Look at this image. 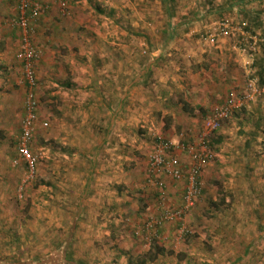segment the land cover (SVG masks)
<instances>
[{
    "label": "rangeland",
    "instance_id": "obj_1",
    "mask_svg": "<svg viewBox=\"0 0 264 264\" xmlns=\"http://www.w3.org/2000/svg\"><path fill=\"white\" fill-rule=\"evenodd\" d=\"M66 1L55 16L61 29L36 42L49 4L32 39L47 64L35 65L38 165L29 181L17 149L25 103L21 32L11 24L18 0H0V261L44 262L69 240L82 264H264V98L252 102L260 114L233 113L210 138L213 159L193 208L150 234L143 227L159 212L145 182L155 138L193 142L250 76L239 58L254 56L251 40L236 31L219 50L220 40L201 38L235 15L230 4L175 0L168 21L160 0Z\"/></svg>",
    "mask_w": 264,
    "mask_h": 264
},
{
    "label": "built area",
    "instance_id": "obj_2",
    "mask_svg": "<svg viewBox=\"0 0 264 264\" xmlns=\"http://www.w3.org/2000/svg\"><path fill=\"white\" fill-rule=\"evenodd\" d=\"M50 1L59 4L62 11L65 10L63 0ZM48 7L49 2L18 0V15L11 23L13 27L21 32L17 58L22 65V84L26 91V100L17 149L26 168V180L29 181L34 179L38 165V158L32 151V145L38 108L35 90L37 85L35 65L40 59V51L33 45L32 39L36 22ZM232 25V21L229 19H222L216 23L215 27L202 34L201 38L214 45L220 39L229 37L237 29ZM247 39L252 41L251 52L256 51L258 42H264V39H260L255 35H249ZM241 51H246L245 47H242ZM258 98H264V76L260 82L257 77L250 75L240 92H234L227 96L221 106L213 109L202 120L200 133L193 142L182 141L176 143L159 136L155 138L153 147L147 157L145 182L148 187L155 190L159 212L144 224L145 232L150 234L156 228L178 221L193 208L201 193L203 169L213 159V152L209 145L210 138L219 130L223 121L228 119L235 110L243 107L246 103L256 101ZM42 125L47 127L48 124L44 122ZM177 151L184 154V160L177 155L179 153ZM165 179L181 185L182 188L180 203L172 209L168 206Z\"/></svg>",
    "mask_w": 264,
    "mask_h": 264
},
{
    "label": "crops",
    "instance_id": "obj_3",
    "mask_svg": "<svg viewBox=\"0 0 264 264\" xmlns=\"http://www.w3.org/2000/svg\"><path fill=\"white\" fill-rule=\"evenodd\" d=\"M35 1H38L40 3H48L49 2L51 9L54 10L53 12H51L50 15L48 14L47 16L42 17L41 20L39 21L38 27L36 28V32H37L36 33V35H37L36 42L38 44H41L40 46H42V44H44V40L46 37L45 35H47V33H49V30L52 32H57L58 30L61 29V27H57V25L59 24V21H58L59 19H57L55 17L56 15H58V11L61 10V7L59 4L53 3L50 0H35ZM63 1L65 3V9L69 8L68 2L66 0H63ZM217 1L222 2L221 0H217ZM223 2H227V7H228V4H230L229 8H232L235 11V15H233L230 18L228 16H226V18L231 19L233 24L237 27V29L234 32H236V31L238 32V35H237L238 38H239V36L246 35L243 37L245 40V39H247V36H249L250 34L251 35H260V36L264 35V0H223ZM248 8H251L250 9L251 11H249ZM218 9H219V11L217 13L220 15L223 14L224 12H227V10L231 11L230 9H224L223 7H219ZM234 32H232V34H231L232 36L234 35ZM42 35H44V37ZM230 36L220 39L221 44H218V46L216 48H219V50L222 49V47L225 48L227 46V45H225L227 43V41L232 38V36L231 37ZM261 44H264V43H260L259 45H261ZM220 45H224V46L220 47ZM18 49H17L16 53H18ZM233 49H234V47H233ZM260 50L261 49H258L256 52H254V56L242 57V55H240L239 61H240V63L246 64L244 66L249 68V71L251 72L250 75L257 72L255 75L261 76L264 72V50H262V51H260ZM223 51H225V50L223 49ZM226 51L229 52L230 48L227 47ZM260 55H261V57H259ZM15 56H17V54H15ZM43 57H45V56H43ZM43 57H41L42 60H40V62H37V65L39 64L38 65L39 68H40V66L41 67L46 66V64H47L46 61L44 60L45 58L43 59ZM18 61L20 63L19 59H18ZM260 65H261V67L259 68ZM20 66H21V63H20ZM218 75H219V73H218ZM220 75H221V78L223 79V81H230L229 76H224L222 73ZM237 77L238 76H236L235 78L237 79L236 80L237 83H239L240 79H238ZM194 86L197 87V91H200V88L198 87L199 86L198 82H196ZM36 88H37V86H36ZM203 90L206 91L207 89L205 88ZM234 92H235V89H230L229 91H227V93L225 94L224 100L227 98V96L231 95ZM36 93H37V91H36ZM250 103L251 104L246 103L243 107L235 110L234 113L238 114V117L240 118V116L242 114V113L240 114V112L243 111L244 109L248 108L250 110L249 111L250 115L252 113H253V115L255 113L257 115L260 114L261 112H260V109L258 108V106L254 105L252 102H250ZM251 107L253 109H251ZM240 121H242V119ZM253 124L254 123H252V125ZM257 125L258 124H256L255 126H257ZM254 127L251 126L247 130H250L249 132L254 131L255 130ZM179 157L182 160H184L183 154H180ZM167 181H168V183L166 186V193L168 192L167 193L168 202L171 203L174 201H178L179 197L176 195V189L178 187H181V186L178 185L177 183H175L176 189H174V187L170 188V185H172L173 182L170 180H167ZM175 199H177V200H175Z\"/></svg>",
    "mask_w": 264,
    "mask_h": 264
},
{
    "label": "trees",
    "instance_id": "obj_4",
    "mask_svg": "<svg viewBox=\"0 0 264 264\" xmlns=\"http://www.w3.org/2000/svg\"><path fill=\"white\" fill-rule=\"evenodd\" d=\"M160 2L163 5L164 11L166 13V17L168 18V21L171 18L176 16L175 0H160ZM17 7H18V4H17ZM16 17H15V19H16ZM41 17L42 16H40V18ZM15 19H13V20H15ZM222 19H229V18H222ZM222 19H220V20H222ZM229 20L231 21V19H229ZM186 24H184V25H186ZM232 24H233V22H232ZM179 25H182V22H180ZM232 26L234 28H237L234 24ZM168 28L170 29L169 24L167 26V29ZM171 30H173V29H171ZM170 32H173V31H170ZM255 36L257 37V35H255ZM259 38L260 39H264V36L260 37V35H259ZM260 43H264V42H258L257 44H260ZM263 45L264 44H261L260 46H263ZM263 74H264V72H263ZM262 75L258 76V79H259L260 82L263 79ZM25 95H26V91H25ZM223 103H224V101H223ZM24 105H25V103H24ZM156 203H157V200H156ZM70 236H71V234H70ZM72 255H73V252H72V249H71V242L69 240H66L61 245L58 246V248L56 250V253H54L53 255H51L49 257H47L44 262L43 261H39V260H30V261H26V262L25 261L23 262V261L10 260V261H0V264H82V263H80L78 261H74L72 259ZM156 256H157V254L153 255V256H150L149 260L150 261L155 260Z\"/></svg>",
    "mask_w": 264,
    "mask_h": 264
}]
</instances>
